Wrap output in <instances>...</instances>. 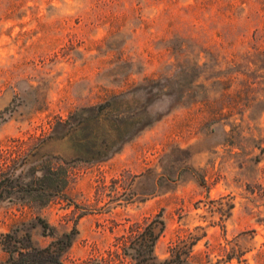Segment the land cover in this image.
I'll return each mask as SVG.
<instances>
[{
  "label": "rangeland",
  "instance_id": "1",
  "mask_svg": "<svg viewBox=\"0 0 264 264\" xmlns=\"http://www.w3.org/2000/svg\"><path fill=\"white\" fill-rule=\"evenodd\" d=\"M198 1L0 0V234L74 231L65 264H133L124 241L159 215L158 260L264 264V0H233L232 21ZM145 77L169 78L161 117L90 158L115 123L100 104ZM85 116L80 153L60 135ZM42 161L63 166L61 189L24 188Z\"/></svg>",
  "mask_w": 264,
  "mask_h": 264
},
{
  "label": "trees",
  "instance_id": "2",
  "mask_svg": "<svg viewBox=\"0 0 264 264\" xmlns=\"http://www.w3.org/2000/svg\"><path fill=\"white\" fill-rule=\"evenodd\" d=\"M197 3L200 8L218 5L217 9L219 13L226 15L231 21L237 18V14L234 11L237 4L233 0H199ZM179 48V53H182L184 51L183 47L179 45ZM164 79L168 80L169 78L145 77L143 83L134 85L128 90L114 93L105 102L100 104L99 124L103 125L108 120V116H113L115 123L114 127L111 128L102 127L98 133V136L100 135L99 137L102 139V143L99 145L96 141L93 143V148L89 151L90 158L107 156L112 143H117L112 150L115 151L124 141L161 117L163 112L153 111L151 104L161 94L160 89ZM79 120V123L77 122L75 125L69 126V129L61 134L60 137L68 133L69 137H73L74 139L79 134L76 140L78 142L77 150L80 153H85L88 150L87 144L83 139L85 137L77 131H82L85 126L83 124L88 123L89 119L85 116ZM66 121L67 119L60 122L65 123ZM98 136L94 135L93 138L96 140ZM41 168L43 169L42 174L31 181H27L23 185L25 189L42 192L48 187L59 190L65 185L66 179L62 175L64 171L62 165L50 167L49 164L42 161ZM13 171L12 167H9L5 172L4 178L0 179V195L9 192L10 189H7V186H9L12 180ZM37 222L40 223L43 231L48 229L49 234L53 233L54 226L48 221L38 216ZM162 229L163 220L159 215L151 218L142 229H131L128 241H124L123 249L133 260V264H195L190 263L186 255L182 257L181 251L174 250V248L169 257L163 260L157 259L154 253V245ZM74 233V231H64L55 236L46 245L40 246L32 240L28 227L16 226L0 234L1 247L7 253V256L3 260H0V264H65L62 255L71 245ZM72 264L106 263L78 261ZM109 264L115 263L111 262Z\"/></svg>",
  "mask_w": 264,
  "mask_h": 264
}]
</instances>
